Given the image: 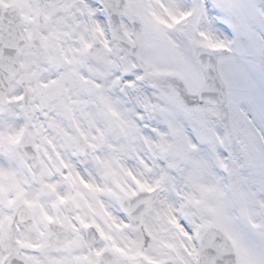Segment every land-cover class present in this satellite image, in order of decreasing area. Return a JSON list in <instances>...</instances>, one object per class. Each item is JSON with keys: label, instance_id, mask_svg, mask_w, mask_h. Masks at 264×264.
Segmentation results:
<instances>
[{"label": "snow or ice", "instance_id": "6c2138e0", "mask_svg": "<svg viewBox=\"0 0 264 264\" xmlns=\"http://www.w3.org/2000/svg\"><path fill=\"white\" fill-rule=\"evenodd\" d=\"M0 264H264V0H0Z\"/></svg>", "mask_w": 264, "mask_h": 264}]
</instances>
